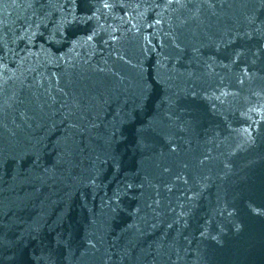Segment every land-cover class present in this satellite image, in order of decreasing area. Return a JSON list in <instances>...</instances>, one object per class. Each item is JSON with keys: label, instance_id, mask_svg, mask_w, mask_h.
Returning <instances> with one entry per match:
<instances>
[{"label": "water", "instance_id": "water-1", "mask_svg": "<svg viewBox=\"0 0 264 264\" xmlns=\"http://www.w3.org/2000/svg\"><path fill=\"white\" fill-rule=\"evenodd\" d=\"M0 264H264V0H0Z\"/></svg>", "mask_w": 264, "mask_h": 264}]
</instances>
